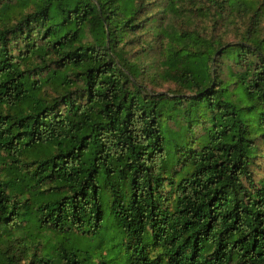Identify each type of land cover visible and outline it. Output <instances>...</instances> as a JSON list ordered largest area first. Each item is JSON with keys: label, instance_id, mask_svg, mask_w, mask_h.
<instances>
[{"label": "trees", "instance_id": "1", "mask_svg": "<svg viewBox=\"0 0 264 264\" xmlns=\"http://www.w3.org/2000/svg\"><path fill=\"white\" fill-rule=\"evenodd\" d=\"M262 145L264 0H0V264H264Z\"/></svg>", "mask_w": 264, "mask_h": 264}, {"label": "rangeland", "instance_id": "2", "mask_svg": "<svg viewBox=\"0 0 264 264\" xmlns=\"http://www.w3.org/2000/svg\"><path fill=\"white\" fill-rule=\"evenodd\" d=\"M28 9H31V6L24 7V11H27ZM157 12H161L160 8L154 7L152 9V13H157ZM13 14H16V10L13 12ZM161 20H163V18H161ZM180 21H178V22H180ZM198 24L200 27L202 26V22L199 19V17H198ZM139 33H138V36L141 38L146 37L148 35H151L148 33L147 30H143L141 32V36L139 35ZM224 35H225L224 36L225 40H230V41L235 40L234 31H226V32H224ZM142 44H143V42H139L138 44H135L133 46L129 45L128 48H130L131 51H134V50L138 49L140 47V45H142ZM148 52L143 53V55H144L143 57H144V60L146 63H148V61L153 60L152 52L147 54ZM150 71H152V69ZM140 79L147 86V89H154L157 91H172L173 89H175L177 87L176 84L172 81L164 80V79H158V78H155L154 76H148V77L147 76H141ZM45 94L46 95H49V94L54 95L55 93H50L48 91H45ZM262 151H263V153L258 154L255 157L254 162L252 164V167L255 170V178L264 176V145H262Z\"/></svg>", "mask_w": 264, "mask_h": 264}]
</instances>
